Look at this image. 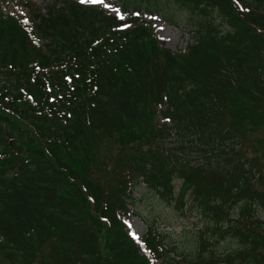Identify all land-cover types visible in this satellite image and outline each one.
Instances as JSON below:
<instances>
[{
	"label": "trees",
	"instance_id": "obj_1",
	"mask_svg": "<svg viewBox=\"0 0 264 264\" xmlns=\"http://www.w3.org/2000/svg\"><path fill=\"white\" fill-rule=\"evenodd\" d=\"M121 4L182 14L192 42L164 46L143 14L0 0V264H264V0ZM141 183L196 201L212 233L194 255L127 232Z\"/></svg>",
	"mask_w": 264,
	"mask_h": 264
},
{
	"label": "rangeland",
	"instance_id": "obj_2",
	"mask_svg": "<svg viewBox=\"0 0 264 264\" xmlns=\"http://www.w3.org/2000/svg\"><path fill=\"white\" fill-rule=\"evenodd\" d=\"M29 1L37 6L48 5L52 2V0ZM86 3L102 5L106 10L122 19H128L133 15H137L133 5H130L126 10L122 9L121 0H92ZM3 9L7 13L15 11L11 5ZM17 12L20 15L27 13L22 2H19ZM141 13H145V20L154 27L164 46L172 50L178 48L185 49L187 44L192 42L193 33L190 31V26L182 20V14L177 13L179 20L176 23H171L165 19L164 13L157 10L147 12L141 7ZM262 132H264V127L258 135L262 134ZM248 154L254 155L251 150L248 151ZM179 183V179H174V194L178 192ZM134 195L136 199L135 204L129 206L130 213L123 218L126 229L131 236L139 237L146 232L147 224H152L156 230L163 232L165 241L174 247V251H176L174 255L178 253L183 256H192L195 254L194 249L197 246L195 244L198 233L204 231L205 234L211 235L212 231L209 228L210 223L208 219L203 217L200 207H198L189 192L184 195L182 204L175 201L174 198L167 200L158 197L153 191L148 190L142 184L136 187ZM236 215V212L232 214L234 218L237 217ZM258 215L260 219H264V209L259 208ZM237 245L236 239L227 236L225 239L218 241L213 248L216 252L225 254L233 250ZM206 246L209 247L210 245L207 243ZM154 264H160V261L157 260ZM218 264L223 263L218 262Z\"/></svg>",
	"mask_w": 264,
	"mask_h": 264
},
{
	"label": "bare ground",
	"instance_id": "obj_3",
	"mask_svg": "<svg viewBox=\"0 0 264 264\" xmlns=\"http://www.w3.org/2000/svg\"><path fill=\"white\" fill-rule=\"evenodd\" d=\"M80 1H81V0H80ZM91 1H92V0H83V2H85V3H86V2H91Z\"/></svg>",
	"mask_w": 264,
	"mask_h": 264
},
{
	"label": "snow or ice",
	"instance_id": "obj_4",
	"mask_svg": "<svg viewBox=\"0 0 264 264\" xmlns=\"http://www.w3.org/2000/svg\"><path fill=\"white\" fill-rule=\"evenodd\" d=\"M81 2H83V0H81Z\"/></svg>",
	"mask_w": 264,
	"mask_h": 264
}]
</instances>
